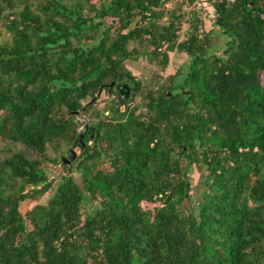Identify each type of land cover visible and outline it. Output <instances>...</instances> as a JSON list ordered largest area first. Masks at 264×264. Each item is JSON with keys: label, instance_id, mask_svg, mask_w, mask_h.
<instances>
[{"label": "trees", "instance_id": "trees-1", "mask_svg": "<svg viewBox=\"0 0 264 264\" xmlns=\"http://www.w3.org/2000/svg\"><path fill=\"white\" fill-rule=\"evenodd\" d=\"M0 264H264V0H0Z\"/></svg>", "mask_w": 264, "mask_h": 264}, {"label": "rangeland", "instance_id": "rangeland-1", "mask_svg": "<svg viewBox=\"0 0 264 264\" xmlns=\"http://www.w3.org/2000/svg\"><path fill=\"white\" fill-rule=\"evenodd\" d=\"M169 6L171 8H173L176 6V3L170 4ZM111 20L112 19H109V21H111ZM217 43L220 46L222 44V39L217 38ZM127 62H128V66H129L130 70L133 72V74H135L138 78H140L143 81L144 85L150 84L153 75L157 71L158 72L161 71L160 67L155 62H151L149 59H146V58L128 60ZM186 62H187V56L185 54L178 53V52L174 53L173 54V60L171 61V65L169 66L167 73L176 72L178 67L180 65H184ZM114 97H115L114 95L110 96V98H114ZM107 98L108 97L106 94L102 95L101 99L98 102L100 107L105 106ZM79 119H80V122L82 123V125H84V123L86 121L85 117L79 116ZM76 150L78 153L81 152L80 147H77ZM61 169H62V163L59 165L51 166V168H50L51 177H57L58 174H60ZM193 179H194V183L197 184L198 183L197 175H194ZM30 206H31V201H25L21 205V210L23 212H27V210H28V208H30ZM145 206H148V204L145 203Z\"/></svg>", "mask_w": 264, "mask_h": 264}, {"label": "water", "instance_id": "water-1", "mask_svg": "<svg viewBox=\"0 0 264 264\" xmlns=\"http://www.w3.org/2000/svg\"><path fill=\"white\" fill-rule=\"evenodd\" d=\"M115 90L117 92H120L121 94H124L126 98H128L130 96L131 93V86L128 83H124V84H116L115 85ZM119 100L122 102L123 99L121 96H119ZM80 112V111H78ZM77 112V113H78ZM88 128L87 124L83 125V129ZM85 134H82V139L84 138ZM81 139V143H76L74 145V148L71 149L69 151L68 157H63V164H62V169L64 170V172H67L68 170V164L71 160L75 159L78 152L76 150V148L79 146H81L80 148H84L85 147V142ZM80 144V145H79Z\"/></svg>", "mask_w": 264, "mask_h": 264}, {"label": "flooded vegetation", "instance_id": "flooded-vegetation-1", "mask_svg": "<svg viewBox=\"0 0 264 264\" xmlns=\"http://www.w3.org/2000/svg\"><path fill=\"white\" fill-rule=\"evenodd\" d=\"M118 95H120L122 97L124 94H121L120 92H118Z\"/></svg>", "mask_w": 264, "mask_h": 264}]
</instances>
